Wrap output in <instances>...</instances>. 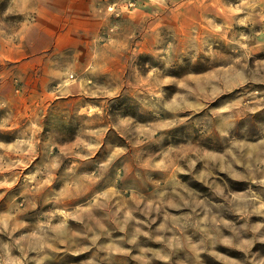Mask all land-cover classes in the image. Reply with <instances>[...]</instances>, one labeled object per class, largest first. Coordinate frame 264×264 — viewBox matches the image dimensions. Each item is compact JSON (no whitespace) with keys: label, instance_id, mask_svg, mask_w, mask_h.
I'll return each mask as SVG.
<instances>
[{"label":"rangeland","instance_id":"374dc122","mask_svg":"<svg viewBox=\"0 0 264 264\" xmlns=\"http://www.w3.org/2000/svg\"><path fill=\"white\" fill-rule=\"evenodd\" d=\"M103 1L48 73L0 0V264H264V0Z\"/></svg>","mask_w":264,"mask_h":264},{"label":"crops","instance_id":"0c3cea01","mask_svg":"<svg viewBox=\"0 0 264 264\" xmlns=\"http://www.w3.org/2000/svg\"><path fill=\"white\" fill-rule=\"evenodd\" d=\"M103 0H22V11L31 12L16 43L5 49L13 61H29L35 54L48 73L63 64L55 58L67 53V46L78 37L96 35L104 25L100 5ZM83 42V41H82ZM39 55V56H38ZM55 55L54 59H52ZM58 66V67H57Z\"/></svg>","mask_w":264,"mask_h":264}]
</instances>
